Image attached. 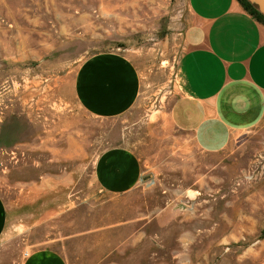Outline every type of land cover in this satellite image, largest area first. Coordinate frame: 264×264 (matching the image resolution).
I'll return each mask as SVG.
<instances>
[{
    "label": "rangeland",
    "instance_id": "374dc122",
    "mask_svg": "<svg viewBox=\"0 0 264 264\" xmlns=\"http://www.w3.org/2000/svg\"><path fill=\"white\" fill-rule=\"evenodd\" d=\"M191 21L188 0H0L10 222L0 264L43 247L69 264H264V150L181 166L147 128L177 96ZM101 53L126 56L141 75L140 106L118 119L90 116L75 97L80 64ZM117 146L135 149L159 184L114 200L99 192L96 160Z\"/></svg>",
    "mask_w": 264,
    "mask_h": 264
},
{
    "label": "crops",
    "instance_id": "0c3cea01",
    "mask_svg": "<svg viewBox=\"0 0 264 264\" xmlns=\"http://www.w3.org/2000/svg\"><path fill=\"white\" fill-rule=\"evenodd\" d=\"M188 7L192 21L177 64V96L150 117V136L181 166L198 167L203 156L220 159L234 151H263L264 24L238 0H188ZM73 89L87 114L118 119L140 106L142 79L126 56L101 53L80 64ZM148 175L153 178L146 182ZM95 179L99 192L114 200L152 190L159 184V172L149 170L135 149L117 146L99 155ZM9 223L8 203L0 194V245ZM120 223L112 220L83 234L118 228ZM21 264L69 261L63 253L43 247L27 252Z\"/></svg>",
    "mask_w": 264,
    "mask_h": 264
},
{
    "label": "trees",
    "instance_id": "16d2710c",
    "mask_svg": "<svg viewBox=\"0 0 264 264\" xmlns=\"http://www.w3.org/2000/svg\"><path fill=\"white\" fill-rule=\"evenodd\" d=\"M244 9L249 12L253 17H255L258 21L264 24V16L258 11L257 7L252 5L247 0H238Z\"/></svg>",
    "mask_w": 264,
    "mask_h": 264
},
{
    "label": "water",
    "instance_id": "95a60500",
    "mask_svg": "<svg viewBox=\"0 0 264 264\" xmlns=\"http://www.w3.org/2000/svg\"><path fill=\"white\" fill-rule=\"evenodd\" d=\"M248 2H250L252 5L256 6L258 11L264 16V0H247ZM153 178L152 175H148L147 177H145V181L149 182V180L151 181V179Z\"/></svg>",
    "mask_w": 264,
    "mask_h": 264
}]
</instances>
